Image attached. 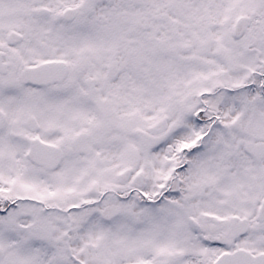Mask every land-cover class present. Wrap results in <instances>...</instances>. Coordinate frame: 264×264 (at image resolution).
<instances>
[{
	"label": "snow or ice",
	"instance_id": "1",
	"mask_svg": "<svg viewBox=\"0 0 264 264\" xmlns=\"http://www.w3.org/2000/svg\"><path fill=\"white\" fill-rule=\"evenodd\" d=\"M0 264H264V0H0Z\"/></svg>",
	"mask_w": 264,
	"mask_h": 264
}]
</instances>
